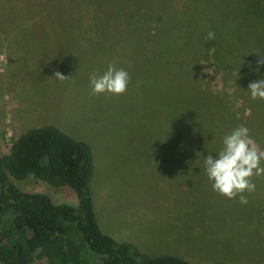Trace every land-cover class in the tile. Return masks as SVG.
Masks as SVG:
<instances>
[{"label":"rangeland","instance_id":"374dc122","mask_svg":"<svg viewBox=\"0 0 264 264\" xmlns=\"http://www.w3.org/2000/svg\"><path fill=\"white\" fill-rule=\"evenodd\" d=\"M149 19L169 43L145 33L135 40ZM209 31L215 39L206 41ZM201 45L212 51L195 53ZM257 52L264 53V0H0V153L28 128L54 125L92 150L90 189L103 233L148 255L264 264V179L253 177L256 190L242 205L214 192L203 172V156L215 159L237 126L264 151L246 89L233 79L235 65L257 61ZM112 61L129 73L127 91L91 95L90 74ZM185 61L199 90L189 76L182 82ZM260 70L243 76L247 89L264 78ZM10 181L55 203L75 202L64 185L32 175Z\"/></svg>","mask_w":264,"mask_h":264},{"label":"trees","instance_id":"16d2710c","mask_svg":"<svg viewBox=\"0 0 264 264\" xmlns=\"http://www.w3.org/2000/svg\"><path fill=\"white\" fill-rule=\"evenodd\" d=\"M141 26L144 28L135 36L137 42L145 33L149 41L169 43L167 33L160 31L153 19ZM207 47L211 48L198 46L195 53ZM220 56L222 59L225 55ZM224 58L226 65H235ZM249 61L253 63L248 66L235 65L233 79L236 87L246 89L245 96L251 104L249 114L252 110L257 116L251 117L252 123L264 136V103L253 106L242 81L244 75L250 74L254 79L261 76L262 70L260 67L259 71L256 70L255 60ZM173 63L167 66L170 73L174 72ZM179 68L182 82L186 83L184 77L189 76L192 85L198 89L192 78L193 64L185 61ZM249 68L253 74L249 73ZM182 104V115L185 116L187 106L184 102ZM258 113L260 121H257ZM93 164V153L86 142L51 124L28 128L11 141L7 153H0L2 264H33L35 260H44L45 264H210L193 263L172 254L148 255L130 243L118 242L103 233L90 189ZM26 175L53 187L67 186L72 190L75 202L55 203L44 193L21 190L10 181V178L20 179Z\"/></svg>","mask_w":264,"mask_h":264},{"label":"clouds","instance_id":"9594fccd","mask_svg":"<svg viewBox=\"0 0 264 264\" xmlns=\"http://www.w3.org/2000/svg\"><path fill=\"white\" fill-rule=\"evenodd\" d=\"M215 39V33L209 31L206 41ZM260 58L256 61L257 68L264 65V53H255ZM56 79H68L59 71L53 75ZM130 81L129 73L118 68L115 61L109 62L103 74L92 73L89 76L91 95L110 94L122 95L127 91ZM252 100H264V78L248 85ZM222 147L216 152V158L208 152L203 156V172L208 178L211 189L227 199L239 198V203H249L245 193H253L256 183L253 177L264 179V151L257 149L250 138L249 129L240 125L226 134L222 139Z\"/></svg>","mask_w":264,"mask_h":264}]
</instances>
